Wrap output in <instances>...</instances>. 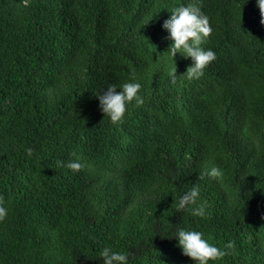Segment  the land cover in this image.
<instances>
[{
    "label": "trees",
    "instance_id": "1",
    "mask_svg": "<svg viewBox=\"0 0 264 264\" xmlns=\"http://www.w3.org/2000/svg\"><path fill=\"white\" fill-rule=\"evenodd\" d=\"M188 2L0 0V264H102L104 246L128 264H194L170 236L181 226L230 245L209 264H264V15L200 0L217 56L189 79L162 28ZM133 71L143 104L114 123L94 94ZM194 183L203 218L176 208Z\"/></svg>",
    "mask_w": 264,
    "mask_h": 264
},
{
    "label": "clouds",
    "instance_id": "2",
    "mask_svg": "<svg viewBox=\"0 0 264 264\" xmlns=\"http://www.w3.org/2000/svg\"><path fill=\"white\" fill-rule=\"evenodd\" d=\"M256 3L264 15V0H256ZM162 28L167 30L169 39L172 41L167 53L172 58L180 53L192 60L184 74L189 79H199L203 76L204 69L216 59L217 54L212 48L203 46L214 29L209 16L200 6V0H189L188 3L176 7L163 21ZM175 73L176 68L171 74L173 80L177 77ZM141 88L142 84L133 71L131 79L123 84L110 83L106 89L101 87L94 95L98 97L103 113L112 122L119 123L122 122L130 103L143 104V97L139 92ZM26 151L28 155H31L34 149L28 147ZM84 166L79 160L67 162V167L74 171H79ZM207 174L213 178H220L224 175V171L217 165L213 166ZM209 207L208 201L201 198V188L196 183L179 195L176 204L177 210L189 211L201 218L211 214ZM9 212L10 209L6 206L4 197L0 195V223L7 220ZM170 236L176 237L183 254L190 257L194 264H209L210 261L220 260L227 255V248L230 247L227 245L221 248L205 238L202 231L193 227H177L174 234ZM99 257L102 258V264H128L129 254L125 251L114 250L110 246H104L99 252Z\"/></svg>",
    "mask_w": 264,
    "mask_h": 264
}]
</instances>
